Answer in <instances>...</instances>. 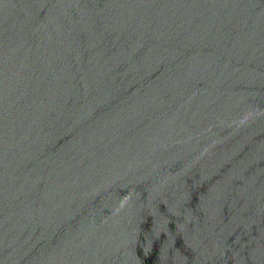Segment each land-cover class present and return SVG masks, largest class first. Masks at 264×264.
<instances>
[{
  "label": "water",
  "instance_id": "95a60500",
  "mask_svg": "<svg viewBox=\"0 0 264 264\" xmlns=\"http://www.w3.org/2000/svg\"><path fill=\"white\" fill-rule=\"evenodd\" d=\"M0 264H264V0H0Z\"/></svg>",
  "mask_w": 264,
  "mask_h": 264
}]
</instances>
